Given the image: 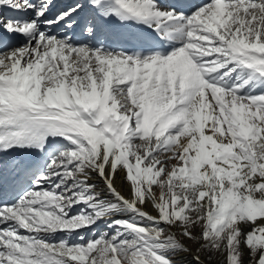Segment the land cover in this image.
Wrapping results in <instances>:
<instances>
[{"label": "snow or ice", "instance_id": "1", "mask_svg": "<svg viewBox=\"0 0 264 264\" xmlns=\"http://www.w3.org/2000/svg\"><path fill=\"white\" fill-rule=\"evenodd\" d=\"M0 264H264V0H0Z\"/></svg>", "mask_w": 264, "mask_h": 264}, {"label": "bare ground", "instance_id": "2", "mask_svg": "<svg viewBox=\"0 0 264 264\" xmlns=\"http://www.w3.org/2000/svg\"><path fill=\"white\" fill-rule=\"evenodd\" d=\"M58 1V0H57ZM123 177V173H119L118 176H117V179H116V186L118 188L121 189V191L125 194V195H128V188H127V185H124L123 188H121V178ZM149 210H151L149 208ZM193 249H195V245H192Z\"/></svg>", "mask_w": 264, "mask_h": 264}]
</instances>
